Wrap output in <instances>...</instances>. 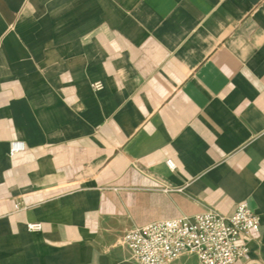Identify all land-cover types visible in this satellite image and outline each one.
Wrapping results in <instances>:
<instances>
[{
    "label": "crops",
    "instance_id": "1",
    "mask_svg": "<svg viewBox=\"0 0 264 264\" xmlns=\"http://www.w3.org/2000/svg\"><path fill=\"white\" fill-rule=\"evenodd\" d=\"M240 201L264 264V0H0V264H138L131 227Z\"/></svg>",
    "mask_w": 264,
    "mask_h": 264
},
{
    "label": "built area",
    "instance_id": "2",
    "mask_svg": "<svg viewBox=\"0 0 264 264\" xmlns=\"http://www.w3.org/2000/svg\"><path fill=\"white\" fill-rule=\"evenodd\" d=\"M92 87L100 89L103 83L95 81ZM24 148V141L13 140L9 152L14 154ZM166 163L175 167L171 159ZM259 224L257 213L246 201H240L229 214L209 207L191 216L135 225L125 232L123 243L138 264H171L186 253L196 254L197 264H234L248 253V240ZM26 226L30 231L42 229L39 221L27 222Z\"/></svg>",
    "mask_w": 264,
    "mask_h": 264
}]
</instances>
